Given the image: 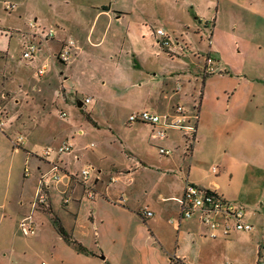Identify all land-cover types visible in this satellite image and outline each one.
Returning <instances> with one entry per match:
<instances>
[{
    "label": "crops",
    "instance_id": "0c3cea01",
    "mask_svg": "<svg viewBox=\"0 0 264 264\" xmlns=\"http://www.w3.org/2000/svg\"><path fill=\"white\" fill-rule=\"evenodd\" d=\"M5 1L15 3V8L5 10ZM5 1L1 3L0 10L7 13L17 10L21 19L27 17L20 27H11V38H17V52L21 60L27 61L21 56L24 37L20 32L30 29V21L54 29L55 36L42 47L46 45L50 55L55 58L56 54L60 58L59 52L69 40L74 42L68 62L55 59L64 66V71L59 73L61 75L53 76L62 85V89L53 94L54 99L45 97V102L54 101L57 104L63 98L65 102L69 101L70 93L63 83L70 77H75L79 71L91 75L93 66L106 65L122 72L130 54L139 66L141 59L155 52L157 55L169 54L171 58L187 57L193 67L183 68L176 81L164 84L166 92L163 93L162 102H152L141 110L164 114L173 112L177 104H182L190 112L199 107V119L196 140L188 150L181 131L170 129L166 138L154 140L150 124L128 121L130 113L136 112L135 110L124 117L121 113H115L112 122H108V139L100 147L94 141L83 145L78 139L85 133V129L80 126L83 122H91L93 129H101L102 124L93 111H84L78 120L79 126L75 128L72 125L73 131L70 127H64L62 133L45 129V137L35 136L32 123L22 120L26 117V111L33 108V99L18 96L10 99L9 110L2 114L0 124V247H9L0 253L2 257L13 259L9 263L13 264L17 259L32 255V245L17 239V232L22 233L20 221L31 216L35 233L22 234L26 237L34 236L36 240H48L45 247L52 257L57 256L62 263H65L64 257L58 255L57 246L78 248L65 240L58 230L56 219L74 239L88 249L78 250L79 252L96 255L106 264H174L175 257L186 264H264V217L261 224L256 226L252 214L244 205L247 219L253 225L251 230L227 237H210L205 235V228L197 216L180 218L178 201L186 182L217 190L227 197L230 186L225 185L224 179L229 176L233 180L235 177V156L245 162L246 173L250 166L256 168L257 172L264 171V157L260 156V150L264 151V144L258 142L256 133L253 135L251 132L258 109L261 108L264 113V80L259 78L261 76L264 79V71L260 70L262 73L257 74L255 70L258 68L251 66L247 67L251 72L248 76L237 75L238 84L250 85V91L240 104L236 103L238 93H228L225 119L223 118L225 127L220 125L221 114L216 102L213 103L214 109L204 108L206 80L216 72L231 73L227 66L218 64L219 55L223 52V35L227 33L232 37H239L238 33H243L245 36H240L239 39L242 38L246 47L251 49L264 45V0H48L47 17L39 16L23 0ZM59 1L64 6L63 13L59 17H53L51 12ZM162 2H169L174 7L167 9ZM242 9L248 12V17L241 14ZM159 19L171 30L163 24H156ZM249 20L252 23L250 29L247 28ZM173 23H180V26ZM159 28L180 42L183 49L176 43L170 48L160 45L156 33ZM0 30V35H7L1 24ZM190 34L199 36V44L206 39L209 53L206 57L211 56L214 60L211 66H207L205 55L202 57V65L200 50H192ZM0 53L11 54L9 50ZM37 55L34 60L27 62L32 64V69L37 70L35 74L43 76L48 64L37 66ZM183 65L189 67L187 62H183ZM203 67L209 74L201 80L195 73L200 72ZM40 69L44 70L43 73H39ZM121 74L116 78L118 82L124 81ZM193 77L195 78L192 79ZM45 80L44 84L49 88L51 78ZM196 85L199 87H195ZM86 98H90V101L85 103L93 101V97ZM187 98L191 100L189 107L187 103L181 102ZM216 100L221 103L220 98L217 97ZM80 101L82 106L78 105V108L84 105L82 100L77 99V103ZM38 106L44 108L47 105ZM63 112L65 115H62ZM63 112L60 117L65 119L67 112ZM33 113H37L41 120L48 114L44 109ZM29 117L27 114V118ZM121 117L124 122H121ZM71 122L68 124L71 125ZM232 124L237 126L235 130ZM74 125L77 122L74 121ZM121 127L128 130V136L126 133L122 136L117 134L116 131ZM230 127L234 136L229 145L222 134ZM45 128H48L47 124ZM58 138H61V143L57 147L49 146ZM117 142L120 151L110 148L115 147ZM39 143H42L41 146ZM63 143H69L71 149L59 153L58 148ZM148 145L154 150L153 158L145 152ZM159 145L170 148L172 153L161 154ZM49 148L51 151L46 154ZM88 148L91 149L89 154L86 153ZM29 164L35 166V178ZM55 165L60 168L61 175L57 181L52 180L49 172ZM86 167H93L87 184L77 178ZM151 172L158 182L166 183L165 187L153 189L144 184ZM138 173L139 183L135 184ZM103 177L106 178L105 182L101 181ZM32 181L35 182L34 187ZM44 181L49 189L48 210L36 208L33 203ZM132 186L134 187L131 189ZM103 202L110 203L112 246L110 250H106L105 255H100L77 232L82 206L87 203L88 224L94 227V237L96 236L104 222L98 216L97 206L101 207ZM144 209L153 214L147 216L143 213ZM95 245L97 242H94Z\"/></svg>",
    "mask_w": 264,
    "mask_h": 264
},
{
    "label": "rangeland",
    "instance_id": "374dc122",
    "mask_svg": "<svg viewBox=\"0 0 264 264\" xmlns=\"http://www.w3.org/2000/svg\"><path fill=\"white\" fill-rule=\"evenodd\" d=\"M4 1L5 0H0V6ZM22 2L27 6L31 5V10L37 12L39 16L47 17L49 15L48 0H23ZM162 3L167 9H172L174 7V5L169 2ZM63 8L62 1L57 2L56 8L51 12V15L53 17H59L63 13ZM241 14L243 16L249 15L248 12L243 9L241 10ZM0 16V24L3 26V30L7 32V35H0V51L4 52L9 50L11 53H0V110L2 113L9 110L10 104H8V102L13 97L18 96L24 99H33V102L31 103L33 108L30 109L31 111H26L30 117L27 118L26 114V117L22 118V120L24 122L30 121L32 123L31 127L34 128L35 136L44 135L45 137V132H47L45 129H49L53 132L60 131L62 133L64 127L67 129L70 127L71 131H73L75 126V128L79 126L78 120L81 118V115L85 113L84 111H93L96 119L102 124L101 129H93L91 122H83L80 126L85 129V133L82 136H79L78 139L83 145L94 141L101 147L106 143V139H108V122H112L115 113H121L124 117L128 116V114L134 110L137 111L148 107L152 102H162L164 100L163 93L166 92L164 84L166 82L171 83L176 81L177 75L183 71V68L191 69L193 67V63L187 57L180 56L179 58H171L169 54L161 53L160 55H157L155 52L144 59L140 58L141 65L137 66V61H135L134 56L130 54L127 61H125V67L122 72L115 71L106 65L93 66V73H90L91 75L83 74L79 71L75 77H70L63 83V86L68 93H70L69 101L65 102L63 98L62 100L59 99L57 104L54 101L45 102V97H52L54 99L53 94L62 89V85H59V82L54 79L53 76L61 75L59 74L60 71H64L63 64L59 63L63 61L58 58V54H56L57 58L50 55V52L45 45L38 53L35 63L37 66L47 63L46 74L43 76L35 74V71L37 70L32 69V64L20 59L19 52H17V38H11V29L20 27L27 17L21 19L17 15V10L11 13L0 10ZM156 24H163L165 28H168V25L160 19L156 21ZM176 24L180 26V23H173V25ZM251 25V21H247L248 29H250ZM168 29L171 30V28ZM174 29L176 30V27H174ZM238 34L239 37L244 35L243 33ZM239 37H232L231 34L227 33L223 35V52L219 55L218 64L219 66H227L231 73L220 74L219 72H216L211 75L205 83L204 108H208L209 110L214 109L213 103H217V109H219L221 114L219 121L221 127H225L223 118L225 119L224 114L226 113L225 109L228 93L231 94L233 91L238 93L239 98L236 103L240 104L242 103L241 100L244 101L246 97H248L250 91V85L238 84L237 75L247 74L248 76L251 74L248 69L251 66H256L258 68L255 70L257 74L261 72L260 70L264 71V45L261 44L257 48L251 49L246 47V42L242 38L239 39ZM245 39L246 41L248 40L247 38ZM205 40L203 39L202 43L199 44L198 35L190 34L189 37V41L192 44V50H200L201 60L203 59V55L206 57V55L209 54L207 53L208 43ZM202 61L203 63L200 62L203 65L204 60ZM183 62H187L189 67L183 65ZM118 74L123 76L124 81L118 82L116 80ZM208 74L209 73L204 67L200 72L198 71L195 73L196 76H200L199 78L201 80H203ZM253 75L255 76L254 73ZM47 78H51L49 88L47 84H44V81H46L45 79ZM194 78L195 77L192 79ZM259 78L264 80L261 76ZM197 86L198 85L195 87ZM76 90L79 92L77 93ZM262 92L264 93V90ZM2 95H5V98H2ZM86 96L93 97V101L85 103ZM217 97L220 98L221 103L216 100ZM77 99L84 102L83 107H77ZM34 100L36 102H34ZM190 101L191 100L187 98L181 102L187 103V106L189 107L191 103ZM40 104H46L47 106L42 108L41 106H38ZM198 108L199 107H197L194 112H198ZM43 109L46 110V113L48 114L45 119L41 120L37 116L38 114L33 113V111L38 112ZM65 110L67 112V117L62 119L60 114ZM258 112L251 132L253 135L256 133L258 142L264 144V113L261 108L258 109ZM86 114L90 117L88 113ZM123 117H121V122H124ZM74 121L77 122V125H74ZM69 122H71V125L68 124ZM45 124H47L48 128H45ZM72 125L74 127H72ZM232 128L235 130L237 126L232 124ZM232 128H226L222 134L226 137V141H228L229 145L234 136L232 134ZM127 131L128 130L125 131L121 127L120 130H117L116 132L119 136H122L124 133L128 136ZM60 140L61 138H58L56 141L50 143L49 146L57 147L61 143ZM41 144L42 143H39L38 145L41 146ZM110 148L120 151L118 142L115 147L113 146ZM153 151V148L149 145L148 148H145V152L148 153L151 158H153L154 155ZM90 152L91 149L88 148L86 153L89 154ZM260 156L264 157L263 150H260ZM233 160L235 161L234 167L236 168L235 177L233 180H231L229 176L224 179L225 185L230 186L227 198L245 205L248 208L249 213L252 214L253 223L256 224V226L260 225L264 217V171L257 172L256 168L250 166L246 173L245 162L237 156H235V159ZM217 165L219 166V164ZM29 167L32 176L35 178L36 171L34 164H29ZM151 173L152 176H147L146 183L144 184L153 189L158 186L159 189L165 187L166 183L158 182L154 173ZM139 175V173L136 175L135 184L139 183ZM105 179L106 178L103 177L101 181L105 182ZM33 181L32 184L35 183ZM34 186L35 184L33 187ZM133 187L134 186H132L131 189ZM261 202H263V205ZM36 208L48 210L49 207L46 203L45 205H36ZM88 213L89 206L85 203L81 209V217L79 220L80 227L77 235L86 241V243L95 251L99 252L100 255H105L106 250H110V246H112V242H110V203L103 202L101 207L97 206L98 216L99 218H102L104 222L103 225L100 226V229H98L99 232H96L95 237L93 231L94 227L88 224ZM17 233V239L25 244L28 242L32 245L31 252L33 253L27 258L13 261V264H106L103 259L98 258L96 255L79 252L74 246L67 245L63 246L64 248L57 246L58 255L60 254L64 257L65 263H62L57 256L52 257L50 254L51 252L45 247L46 242H49L48 240H36L34 239V236L26 237L20 233V231ZM70 235L72 236V234ZM72 238L74 239L73 236ZM94 242H97V245L94 246ZM8 248V246L0 247V253ZM11 260L13 259L3 258L0 254V264H9Z\"/></svg>",
    "mask_w": 264,
    "mask_h": 264
},
{
    "label": "built area",
    "instance_id": "2783aa9c",
    "mask_svg": "<svg viewBox=\"0 0 264 264\" xmlns=\"http://www.w3.org/2000/svg\"><path fill=\"white\" fill-rule=\"evenodd\" d=\"M15 3L5 1V10H13ZM30 29L21 31L23 34L21 56L23 59L31 62L36 57L42 45L55 36L53 28H47L35 21L29 22ZM159 36L158 43L165 47H171L174 43L178 44L181 50L183 45L176 39H173L169 33L162 28L156 30ZM74 42L69 40L59 52L62 61L68 62L72 55ZM207 66H211L214 60L211 56L206 57ZM43 69L39 73H43ZM90 98H86L85 102H89ZM2 111L0 110V124L2 122ZM62 115H65L63 112ZM198 112H190L184 105L177 104L173 112L157 113L151 110H141L130 113L128 121L130 123L143 122L152 126V138L161 140L166 138L170 129H177L183 133L187 142V149L191 148L196 140L198 129ZM71 149L69 143H63L59 148V153L68 152ZM51 149L46 150L49 154ZM159 152L163 155H170L172 150L164 145H159ZM93 167H86L77 175L83 183L87 184ZM50 174L52 180H59L60 168L53 166ZM48 172V173H49ZM92 195L93 192H90ZM48 199V184L44 181L40 190L34 198V206L45 205ZM180 203V218L186 219L197 216L201 224L205 228V235L210 237L230 236L237 232L249 231L253 228L252 223L247 219L246 207L243 204L228 199L217 190L206 188L191 182H186L183 194L178 198ZM144 214L152 215V211L144 209ZM20 230L24 235H32L35 233V225L31 216H26L20 221Z\"/></svg>",
    "mask_w": 264,
    "mask_h": 264
},
{
    "label": "trees",
    "instance_id": "16d2710c",
    "mask_svg": "<svg viewBox=\"0 0 264 264\" xmlns=\"http://www.w3.org/2000/svg\"><path fill=\"white\" fill-rule=\"evenodd\" d=\"M56 223L58 225L59 232L63 235V237L68 243L76 245L78 250H82V251L88 250L82 243L72 238V236L68 233V231L59 223L58 219H56ZM173 260H174V264H186L182 262L181 259L176 258V257Z\"/></svg>",
    "mask_w": 264,
    "mask_h": 264
},
{
    "label": "water",
    "instance_id": "95a60500",
    "mask_svg": "<svg viewBox=\"0 0 264 264\" xmlns=\"http://www.w3.org/2000/svg\"><path fill=\"white\" fill-rule=\"evenodd\" d=\"M78 105H79V106H82V102L80 101V102L78 103Z\"/></svg>",
    "mask_w": 264,
    "mask_h": 264
},
{
    "label": "bare ground",
    "instance_id": "6f19581e",
    "mask_svg": "<svg viewBox=\"0 0 264 264\" xmlns=\"http://www.w3.org/2000/svg\"><path fill=\"white\" fill-rule=\"evenodd\" d=\"M97 172V171H96Z\"/></svg>",
    "mask_w": 264,
    "mask_h": 264
}]
</instances>
